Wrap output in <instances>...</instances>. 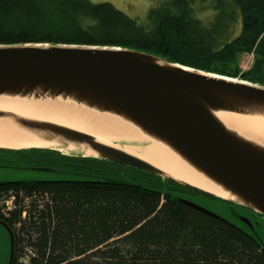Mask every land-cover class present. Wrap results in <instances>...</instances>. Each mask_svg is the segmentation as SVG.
Returning <instances> with one entry per match:
<instances>
[{"label":"trees","instance_id":"1","mask_svg":"<svg viewBox=\"0 0 264 264\" xmlns=\"http://www.w3.org/2000/svg\"><path fill=\"white\" fill-rule=\"evenodd\" d=\"M202 1L155 0L140 23L107 1L0 0V44L130 47L234 77L238 57L255 51V65L240 78L264 84V0H213L216 18L225 14V35L220 22L198 18ZM231 16L239 19L231 28L242 27L237 36L227 27ZM5 152L22 165L89 177L0 182V217L15 234L13 264H24L20 257L29 251L26 264H264L256 234L178 195L200 191L81 152ZM9 199L15 205L6 211Z\"/></svg>","mask_w":264,"mask_h":264},{"label":"water","instance_id":"2","mask_svg":"<svg viewBox=\"0 0 264 264\" xmlns=\"http://www.w3.org/2000/svg\"><path fill=\"white\" fill-rule=\"evenodd\" d=\"M11 105L74 108L97 115L152 144L162 163L187 174L196 184L126 155L122 147ZM236 113L264 116V84L130 47L0 44V123L58 140L52 146H0V150L81 152L148 171L264 216V132L238 124ZM241 220L255 229L248 217ZM0 224L11 241L6 264H13L15 234L4 219L0 218Z\"/></svg>","mask_w":264,"mask_h":264},{"label":"rangeland","instance_id":"3","mask_svg":"<svg viewBox=\"0 0 264 264\" xmlns=\"http://www.w3.org/2000/svg\"><path fill=\"white\" fill-rule=\"evenodd\" d=\"M93 2H103L107 1L114 4L117 8L121 9L125 13L129 14L131 17L136 18L140 23H145L148 20V14L151 8L155 5V0H92ZM157 2L159 0H156ZM223 11V10H222ZM227 11V10H226ZM218 8L213 6V0L202 1V5L196 9V15L204 23L211 25L213 22H220V31L221 35H225L226 29H223L222 23L226 21L225 14L216 18ZM235 14L230 12L229 15ZM224 18V19H223ZM239 21L238 18H233L231 16L228 20V26L230 31L237 36L242 27L235 28L231 25H235ZM256 52H244L238 57L239 63V74L238 77H243V74L251 70L252 66L255 65ZM111 142V141H110ZM113 143L116 144H125L126 140L114 139ZM67 149V148H65ZM79 151V150H74ZM0 182L3 181H16V180H51L56 178H67V179H85L89 178L85 175L79 174L75 175L72 173L59 172L55 168L50 166H38L32 163L20 164L18 158L11 159L10 156L0 154ZM119 171V170H117ZM123 177L126 180L132 181L133 179L126 173H123ZM180 197L189 199L199 204L200 206L206 208L209 211L215 212V214L237 223L241 226H247L244 222L241 221V217L253 218V215L250 213L244 212L239 209V204L233 203L227 200H223L215 197L204 196L203 194H194L188 195L184 192L178 194ZM9 204L15 205L13 199H9ZM248 227V226H247ZM249 228V227H248ZM255 229L250 230L256 234L264 242V216L259 214L255 219ZM11 251V241L9 232L7 229L0 224V264H5L8 261ZM34 254L33 251H29L24 257L26 260L30 261V257Z\"/></svg>","mask_w":264,"mask_h":264},{"label":"bare ground","instance_id":"4","mask_svg":"<svg viewBox=\"0 0 264 264\" xmlns=\"http://www.w3.org/2000/svg\"><path fill=\"white\" fill-rule=\"evenodd\" d=\"M10 107L61 121L67 125L84 131L93 137L98 138L104 143L122 147L126 155L139 157L159 170L170 173L179 179L196 184V182L187 174L162 163L157 157L155 147L152 144H149L145 140L123 131L118 126L100 118L97 115L83 112L80 109L74 108L61 110L30 105H11ZM234 115V119L238 124L257 132H264V116L244 115L239 113ZM114 139H124L127 142L124 145L119 143L116 144L112 142ZM56 142H58L57 139L24 129L20 126L0 123V146L8 148L37 145L52 146L55 145Z\"/></svg>","mask_w":264,"mask_h":264},{"label":"flooded vegetation","instance_id":"5","mask_svg":"<svg viewBox=\"0 0 264 264\" xmlns=\"http://www.w3.org/2000/svg\"><path fill=\"white\" fill-rule=\"evenodd\" d=\"M0 154H2V155H5L6 154V152H4V151H2V150H0ZM1 164V163H0ZM239 209H241L242 211H244V212H247V213H250L251 215H253V218H255L256 219V216L258 215V213L257 212H255V211H253V210H251V209H249V208H247V207H244V206H241V205H239ZM252 222H253V224H254V226H255V219H252L251 217H249L248 215H246ZM1 218V217H0ZM3 219V218H2ZM242 221V220H241ZM242 222H244V221H242ZM245 223V222H244ZM246 224V223H245ZM247 225V224H246ZM248 226V225H247ZM247 226H242L243 228H245V229H248V230H252L249 226V228L247 227Z\"/></svg>","mask_w":264,"mask_h":264},{"label":"built area","instance_id":"6","mask_svg":"<svg viewBox=\"0 0 264 264\" xmlns=\"http://www.w3.org/2000/svg\"><path fill=\"white\" fill-rule=\"evenodd\" d=\"M7 204H8V207H4V209H5L6 211H8L9 209H11V208L14 206V205H12V204H9V202H8ZM25 256H26V254L20 257V260H19V261H20L21 263H24V264L29 263V261L26 260V259L24 258Z\"/></svg>","mask_w":264,"mask_h":264}]
</instances>
